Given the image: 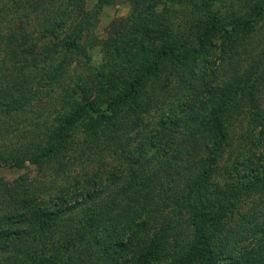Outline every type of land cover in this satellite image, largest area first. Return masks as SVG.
Here are the masks:
<instances>
[{"label":"trees","instance_id":"1","mask_svg":"<svg viewBox=\"0 0 264 264\" xmlns=\"http://www.w3.org/2000/svg\"><path fill=\"white\" fill-rule=\"evenodd\" d=\"M111 1L0 0V167L56 164L62 173L106 152L126 167L46 201L24 174L2 184L0 264H264V213L232 224L244 199L264 195V45L245 75L207 79L216 33L227 28L216 0H129L122 31L86 35ZM234 3V26L264 20V0ZM181 19L201 22L194 40ZM181 57L190 58L176 65L190 68L177 86L184 102L154 122L141 89ZM126 64L142 73L125 80ZM46 99L61 108L47 112ZM243 101L249 145L229 168Z\"/></svg>","mask_w":264,"mask_h":264},{"label":"rangeland","instance_id":"2","mask_svg":"<svg viewBox=\"0 0 264 264\" xmlns=\"http://www.w3.org/2000/svg\"><path fill=\"white\" fill-rule=\"evenodd\" d=\"M98 1L99 0H85V3L88 8H91ZM237 1L238 0H216V10L221 8L225 13L224 21L227 25V28L224 30L221 29L216 33V38L214 39V43L216 45V55L210 56L209 58V67L206 69V71L209 70L210 72L207 73L208 78L205 77V79H228L229 75L232 73L235 75H245L251 63L256 59L257 51H259L264 45L263 19H261L259 24L257 23L254 27H246L244 30L241 29V26L238 27L233 25V20H231L230 15L235 13L237 14L239 11H241L240 4L234 3ZM249 1L253 2L255 0ZM131 11L132 6L130 5L129 0H112L110 4L103 6V8L100 10L98 21H96V24L89 32H86V35L91 32V34L94 36L97 35L99 37H104L107 35L108 31L111 30L112 26L115 33L116 31H122V28H124V25L122 24H125L126 18L131 14ZM245 11H247V9H245ZM226 14L229 15L228 18ZM182 19L180 21L182 23L181 25L183 27V32H185L186 35L188 34L191 36V39L194 40L195 35L200 31L201 22L192 19L186 24V22L183 23L185 20ZM124 32L125 31H123V33ZM137 35L140 37L144 36L143 33H139ZM185 37L186 36L182 37V39ZM146 39V42L148 41L151 43L148 38ZM97 53H99V49H96L94 52V54ZM222 54L224 55L223 59H220L219 55ZM96 57L99 58L100 56L97 55ZM170 61L165 63L159 74H152L148 78L146 85L141 89L143 93V100L150 96L153 98L154 103L151 106L152 112L149 117H151L152 121L154 122L158 121V119L164 115V112L171 111L172 106L178 108L180 107L174 104H177V102L180 104L181 101L182 103L184 102L181 97V93L177 94L179 91L177 90V86L179 85L181 79L187 77L190 68L180 65L178 66L179 73H177L176 65L178 62L180 63V61L189 62L190 58L181 57L177 60L173 59V63L175 65L171 64ZM78 65V67L82 69L81 65ZM73 70L74 68L70 69V72ZM120 70L119 76L125 78V80L130 76H138L142 73L139 64H134V66H129L126 64V66H120ZM170 70L172 71L171 77ZM214 73H216V76ZM168 80V87L163 88L162 86ZM213 94L214 92L209 93V98H211ZM256 98L258 103H260V107L264 109V88L260 94L256 95ZM55 99L56 98L53 99L54 102L56 101ZM196 101L197 99L193 98L192 102L194 103ZM51 102L53 101L46 99L44 106L47 104V112L53 111V113H56V111L61 108V104H52ZM246 107L248 110L251 109L250 104L247 103V101H243V105L240 108L239 119L236 118V121L233 123L234 126L232 127V130L236 135V138L235 145L233 147L234 153H231L230 151L227 152V155L231 156V158L226 155V162L229 164V168L232 167L231 163L234 162V157H236V149L242 145H249V139L246 140L243 138L244 142H241L240 139L241 134L247 136V132L245 130L248 128L246 126L247 121L250 120L248 119L249 114L246 112ZM197 108L198 107H194V109ZM147 118L148 116H145L146 120ZM256 137L257 136H255V138ZM262 143L264 145V139L262 140ZM8 147L11 148V143L8 145ZM95 150L97 151V148H95ZM256 151L259 154V152L262 151V147L256 148ZM89 152H92V149H88L86 151L87 154ZM119 165V160L107 152L101 157H96V160L91 162L86 159L85 156L84 159L78 160L77 162L72 161L67 163L64 166V170L66 171L62 173L56 171V164L55 168L49 165L42 172L36 165L29 163H27V166L23 169L7 165L0 167V186L5 183L11 185L20 175L24 174L28 177L29 187L35 190L37 194H40L43 201H46L55 196L59 191H62L64 188L70 187L69 191H72L74 187L77 188L78 186H90V182L97 179V176L103 177L105 181H109L116 169H120L121 171L123 169L125 170L126 167L124 164L120 166ZM63 192L66 193L67 191ZM262 196L264 195L250 196L241 202L234 215V219L232 220V224L235 229L239 227V225H244L247 223L249 218L255 221H261L263 219L261 215L264 213V211L260 212V207L264 206Z\"/></svg>","mask_w":264,"mask_h":264}]
</instances>
